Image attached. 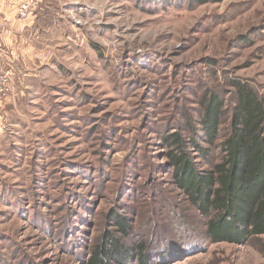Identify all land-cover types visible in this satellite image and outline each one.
I'll return each instance as SVG.
<instances>
[{
    "label": "rangeland",
    "instance_id": "374dc122",
    "mask_svg": "<svg viewBox=\"0 0 264 264\" xmlns=\"http://www.w3.org/2000/svg\"><path fill=\"white\" fill-rule=\"evenodd\" d=\"M200 1H45L41 52L0 66V264H86L112 212L151 264H264V236L209 242L165 158V136L199 133L206 91L264 95V0Z\"/></svg>",
    "mask_w": 264,
    "mask_h": 264
},
{
    "label": "trees",
    "instance_id": "16d2710c",
    "mask_svg": "<svg viewBox=\"0 0 264 264\" xmlns=\"http://www.w3.org/2000/svg\"><path fill=\"white\" fill-rule=\"evenodd\" d=\"M230 87L231 99L204 93L200 130L189 144L179 131L162 142L173 183L205 219L209 242L245 245L264 236V95L239 79ZM227 117L229 127L223 132ZM107 219L115 233H104L86 264H151L149 246L127 247L134 236L128 219L116 212ZM194 249L188 244L182 251Z\"/></svg>",
    "mask_w": 264,
    "mask_h": 264
},
{
    "label": "crops",
    "instance_id": "0c3cea01",
    "mask_svg": "<svg viewBox=\"0 0 264 264\" xmlns=\"http://www.w3.org/2000/svg\"><path fill=\"white\" fill-rule=\"evenodd\" d=\"M12 1L14 2V6H11L13 8L11 11L6 1L0 0V66H8L10 63H13L18 70L20 67L25 69L26 64L20 65V62L17 60L19 56L20 60H24L35 57L33 52H41L36 46L33 48L34 41L32 39L35 37L43 38V34L40 31V21L37 18L40 17L41 12L44 10L43 4L46 0ZM22 2L32 4V7L29 5L31 7V13H33L25 21L15 18V13ZM3 47L11 49L8 50L11 51V57L2 50ZM37 58L40 57L37 56Z\"/></svg>",
    "mask_w": 264,
    "mask_h": 264
},
{
    "label": "built area",
    "instance_id": "2783aa9c",
    "mask_svg": "<svg viewBox=\"0 0 264 264\" xmlns=\"http://www.w3.org/2000/svg\"><path fill=\"white\" fill-rule=\"evenodd\" d=\"M29 14H30V5L26 3L21 7V10L19 11V15L21 17L27 18Z\"/></svg>",
    "mask_w": 264,
    "mask_h": 264
}]
</instances>
